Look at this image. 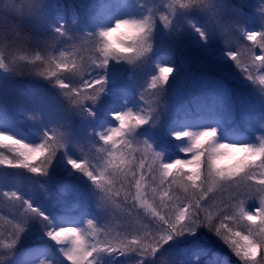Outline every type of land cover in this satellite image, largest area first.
I'll return each instance as SVG.
<instances>
[{"label":"snow or ice","instance_id":"snow-or-ice-1","mask_svg":"<svg viewBox=\"0 0 264 264\" xmlns=\"http://www.w3.org/2000/svg\"><path fill=\"white\" fill-rule=\"evenodd\" d=\"M140 6L145 7L143 4ZM42 7L43 0H30L26 7L0 3V50L23 49L25 45L43 49L46 54H37L34 60L27 57H20V60L37 68L47 65L48 70L38 74L50 82H58L61 95L69 105V112L74 110L80 115L94 118L92 109L107 84L103 73L113 61L135 64L147 56L152 47L149 37L157 22L158 10L148 7L142 19H119L111 27L83 35L71 34L66 25L60 24L53 28L51 38L34 42L32 37L21 31L20 25L26 20H43ZM166 7L169 14L159 16V22L166 28L177 12L198 9L214 22L221 37H226L230 32L243 33L238 20L225 19L224 6L216 0H170ZM257 9H264V2L259 3ZM258 18L264 28V11L259 12ZM195 31L202 40L207 39L200 28H195ZM244 34L260 49V54L248 47L243 63L231 47L225 48L226 55L247 79L254 84L258 79L259 84L264 85V75L254 79L252 74L254 70L264 71V30ZM69 42L79 52L78 56L66 57L64 51H60L59 56L52 54ZM249 59L250 66H247ZM5 60L6 57L0 55V69H13ZM10 62L17 64L14 59ZM173 71L171 67H159V75L151 78L147 90L153 96H159ZM139 98L144 105L140 111L128 109L111 113L116 125L96 134L100 147L96 149L95 164L87 159L83 162L68 160L73 170L92 182L99 194L97 206L108 214L121 189L127 187L121 203L131 218L130 224L138 227L131 231L122 229L113 235L107 227L102 233L94 221L88 220L87 229L49 227L47 237L60 246L68 264H96L97 257L102 255L127 257L130 254L139 257L137 264H168L170 253L162 251L165 245L174 237L206 227L243 264H264V139H260L258 145H237L219 143L215 129L176 133L175 139H187L189 142L186 158L165 163L161 154L147 140L135 136L138 129L149 123L156 110L151 106L145 107L149 104L145 98V88L139 93ZM0 141H10L11 150L16 156L14 160L0 156V165L46 176L57 153L68 143V137L56 128L50 133L45 132L37 144L25 143L5 133H0ZM96 144H92L93 148ZM189 154L190 159L187 158ZM37 160L41 162L35 163ZM225 160L234 162L225 165ZM185 169L190 174H186ZM117 184L120 188H116ZM133 186L134 193L130 190ZM176 189L182 190V194H178ZM214 191L220 193L215 215L209 211L215 203L211 200ZM4 195L9 196V193L5 192ZM11 196L21 199L15 192ZM249 202L256 203L251 212L246 207ZM22 205H26L32 215L25 213L22 224L12 232V243L6 245L10 250L30 218L39 216L42 221L48 220L29 201L23 199ZM140 209L144 211L146 219H142ZM242 222L247 226V234L230 226ZM89 236H92V241H89ZM69 241L71 247L66 246Z\"/></svg>","mask_w":264,"mask_h":264},{"label":"trees","instance_id":"trees-1","mask_svg":"<svg viewBox=\"0 0 264 264\" xmlns=\"http://www.w3.org/2000/svg\"><path fill=\"white\" fill-rule=\"evenodd\" d=\"M101 1L102 0H87L84 4L76 2V9L73 13H70L66 7L62 8L64 18L69 22L72 16H76L77 21L81 23L78 29L80 32L79 34L83 35L89 32L94 33L100 29L99 21L105 16V13L101 9V5H99ZM161 1L162 0H159V2ZM150 2H152V0H123L121 11L126 13L130 12L132 14V19H142L144 15L147 14V8L151 7ZM216 2L224 6L223 11L226 20L236 19L238 20L240 27L246 23L254 24L258 26L259 29L264 30V28L261 27L258 18L261 10L257 9L258 4L264 2V0H216ZM141 4L145 5V7H141ZM64 5H66V3ZM193 10V15H195L203 26L208 25L209 27H212L208 39L201 41L199 47L200 49H203L207 55H210L208 61L213 60L216 58L215 53L219 50L217 44H219L220 41L216 40L221 36L220 32L216 28L214 22L209 19L208 15H205L204 12L198 9ZM10 19L12 18L10 17ZM177 25V29H168L164 37L163 43L165 44L162 49L168 47L169 52L157 53L148 59L147 63L150 66V70L143 72L142 66L144 63L140 62L129 65L126 61H113L109 64L107 70L112 73L120 71L122 77L119 78V74L116 75L117 92L113 95V99L116 97L117 100H120L121 96H119V93L125 92L127 93L124 100L125 105L133 111H140L144 105L139 98V93L145 88V98L149 102L145 107L147 108L154 105L156 111H159L169 104L172 109L173 120L185 117H195L198 115H218L225 122L230 121L229 123H231L238 122L240 120L239 114H241V119L248 124V128H254L255 124L258 122H260L259 124H264V111L261 109L249 108V106L254 104L255 98L260 97L258 88L249 84L245 80L246 75L241 72L240 68L236 67L235 62L228 56L214 62H207V57L203 58L201 61L194 59L189 60V58L184 55L185 48L180 44L182 40H177L178 38H181V36H189V33L186 31L185 25L179 23ZM20 28L23 33L32 37L34 42L51 38L54 35L53 28L49 27L47 24L37 25L29 20L24 21L20 25ZM151 37L152 39H150ZM149 39V43L153 45L159 43L160 38L154 35L152 31ZM171 40H173L176 46L169 44ZM222 41L224 43L227 41V43H225L226 45L224 46L221 45V47H231V49L237 53L238 59H241L242 63L246 58L247 48H256L251 41L246 39L245 35H242L239 32L228 33ZM59 50L52 54L59 56ZM194 50L195 49L193 48V51ZM37 54L44 55L46 53L43 49H37L30 45H25L23 49L0 50V55L6 57L5 62L9 64L10 67H13V69L8 71L0 69V100L3 102V107L8 108L9 106H13L19 111L16 114L15 119H12L11 121L7 119V121L10 122V125H12L13 128H16L20 132L25 131L28 135H32L34 128L31 126V116L43 113L63 122L65 126H67V130L76 133L79 126L77 113L74 110L69 112V105L61 95L58 82H50L49 79L38 74L41 71H47V65L37 68L34 64H24V62L20 60V57H27L28 60H34ZM13 59L17 61L16 65L11 64L10 61ZM162 62H166V65L162 64ZM163 66L171 67L174 71L168 80V83L160 90L159 96H153L151 91L147 90V72H153V76L159 75V67ZM136 69L140 70L141 73L134 72ZM195 74L202 78H206V75L210 77H219L226 87L228 93L227 98L229 97V100H226L222 93L206 95L203 94V91L200 92L201 96L194 95L188 97L186 95H179L176 90L178 89L181 91L186 89V83L190 85L191 92L196 91L199 88L196 80H194ZM128 75H131V77L128 78ZM121 79H124L125 83L131 84V87H125L123 83L120 82ZM193 82L195 85H193ZM239 105H245V110L241 111ZM112 106L113 102L109 99L104 105L103 110L100 112L101 118L98 119L97 125L92 132L95 136V141H98L96 134L102 132L103 119L110 116ZM155 121L156 117L153 116L149 123L143 127H155ZM237 124L240 123L238 122ZM261 129L264 131V125ZM161 135H163L165 144L167 146L169 145V148L172 149V151L177 152L176 149L181 140L175 139V136H166L165 133H163V130ZM0 145H2L0 148L4 149L7 153V155L3 156L4 158L16 159L14 151L11 150L12 146L10 141H2ZM69 159H71V157L65 150L59 151L54 158L52 165L49 167L46 176L30 173L26 169L10 168L6 165H0L1 181H4L5 179H16L21 186L23 185L25 187L24 195H20L21 205L22 200L25 199L29 201L33 207L39 209L41 213L48 217V223L45 228L46 231L49 227L59 229L63 226V221L59 219L56 220L49 216L46 208L56 213L57 216L61 213L71 216L77 224L81 225L80 219L84 215L83 207L78 211L65 213V207L61 205V202H63L62 200L72 199L79 200V202L82 203V196L91 193L93 189L95 190L91 181L87 180L82 173L71 168L68 164ZM40 162V160H37L35 163L39 164ZM233 162L234 161L232 160H225L223 163L227 165ZM184 171L186 174H190L187 172V169ZM207 186L208 185H206V187ZM124 190L127 191L128 188L126 187ZM176 191L178 194H182V190L176 189ZM123 196L124 195L122 194L115 199L122 201ZM219 196V191H214V193L211 194V200L215 201V203L209 211H212L214 215L216 214V209L219 205ZM25 209H27L26 205ZM96 215L97 218L95 223L99 224L102 222V216L98 214ZM37 217L41 220L39 216ZM5 222V214L0 213V225ZM126 224L128 227L132 226L130 221ZM217 224H219V221H217ZM230 226L234 230L247 234V226L243 222L239 225ZM196 236L197 237L194 238V235L191 234L182 239L180 236L174 237L173 243L166 247L171 248L172 245L178 243H181L183 246H191L195 244L194 241H196V244H198L199 247L204 249L211 248L213 251H216L219 256L227 257L228 264H243V262L235 256L232 250L208 228L199 227ZM43 238H45V242L49 243L55 252V255L59 256L61 249L60 246L50 240L46 234L43 235ZM25 245L26 244L23 246ZM166 247H164V249ZM15 251L16 250L11 252L0 251V262L8 263Z\"/></svg>","mask_w":264,"mask_h":264},{"label":"rangeland","instance_id":"rangeland-1","mask_svg":"<svg viewBox=\"0 0 264 264\" xmlns=\"http://www.w3.org/2000/svg\"><path fill=\"white\" fill-rule=\"evenodd\" d=\"M87 0H43V7L41 9V14L43 16V20L41 21H33L29 20L34 24L37 25H48L51 28L59 27L60 24L66 25L70 29L71 34L81 35L79 34V26L80 22L77 21L76 16H73L72 19L67 22L63 15V9L67 8L70 13H73L76 9L75 5L77 3L84 4ZM30 0H0V3L8 4L11 6H23L26 7ZM123 0H102L99 5H101L102 11L105 13V17L99 21L100 28H107L111 27L116 20L119 19H132V14L122 13L121 11V4ZM170 2V0H152L150 2L151 7L156 8L157 15L156 20L157 22L153 28V34L158 36L159 43L153 44L151 47V51L147 54L145 58H142L140 63H144L142 66V71L150 70V66L147 63L148 59L154 56L157 53H168L169 48H163L164 37L168 29L178 28V23L181 25H185L187 33L189 36L184 35L177 40H182L180 44L185 48L184 55L189 58V60L194 59L197 61H201L203 58L207 57V62L217 61V59H222L226 57V49L221 47V44L224 43L222 40L224 37L219 36L216 41H220L221 43L217 44L218 49L215 53L216 59L209 60L208 58L210 55H207L203 49H200L199 43L203 41L199 33L195 31V28H200L206 34L208 39L210 35V31L212 27L208 25L203 26L199 20L195 18L194 10H184L177 12L172 17V23L166 28L162 23L159 22L160 15H168V9L166 4ZM186 2V0H185ZM66 3V5H64ZM264 11V9H260ZM205 14V13H204ZM258 14V13H257ZM207 15V14H205ZM243 33L239 32L240 34H244L247 32H255L259 29L258 26L254 24H244L242 27ZM245 35V34H244ZM246 36V35H245ZM152 39V37L150 38ZM149 39V40H150ZM259 40V37H257ZM176 41V40H175ZM227 43V41H225ZM224 43V45H226ZM169 44L176 46V44L171 40ZM192 46V47H191ZM226 47V46H225ZM193 48L195 49L193 51ZM256 54H260V49L256 47L253 49ZM65 52V56L72 58L79 55V52L72 47V43H66L61 46L59 50ZM214 56V55H213ZM162 64L166 65V62H162ZM132 65V64H129ZM250 66V59L249 65ZM109 67V66H108ZM134 72L141 73L140 70L136 69ZM105 75L107 84L104 93L101 95L100 100L98 101L97 105L92 109L95 112V117H88L87 115H80L77 113V118L79 119V126L78 131L74 133L73 131L67 130V126L63 122H60L56 118L50 117L47 114L39 113L38 115L31 116V126L34 128L32 135H28L25 132H20L16 128H13L10 125V121L16 118V114L19 112L13 106L3 107V102L0 100V133H5L11 135L21 141L28 142L30 144H37L40 143L45 132H51L52 129H60L62 132L67 134L68 143L66 144L65 150L67 154L73 159L83 162L85 159L91 161L92 163H96V156L97 151L100 147L98 141L94 140V134L92 133L97 125L98 119L101 118L100 112L103 110L104 105L107 101L112 100V112L115 113L118 111L128 110L131 109L127 107L124 103L127 93L122 92L119 93L120 100H117L115 97L110 94H116L117 87H116V75L119 74V78H122L120 75V71L110 72L106 71L103 73ZM146 81L149 84L151 78L153 77V72H147ZM253 77L256 79L260 75H264V71L261 70H254ZM131 75H128L130 78ZM194 80H196L197 86L199 87L196 91H190V85L186 83V89L179 91L178 89L176 92L179 95H186L188 97L194 95H200V92L203 91V94L206 95H213L215 93H222L225 96L226 100L228 93L226 90L225 85L222 83V80L215 76L210 77L206 75V78H202L199 75L194 76ZM245 80L258 88L259 96L255 98V102L252 106H249L251 109H261L264 111V85H260L258 79H256V83L254 84L251 80L247 79L245 76ZM124 79H121V83L127 88L131 87V84H127L124 82ZM193 85L195 83L193 82ZM125 93V94H123ZM201 96V95H200ZM207 98V97H206ZM9 104V103H8ZM11 105V104H10ZM155 108L154 105L151 106ZM245 105H239L241 111L245 110ZM156 109V108H155ZM238 122H231L224 121L218 115H212L211 117L206 116H196V117H185L178 120L172 119V109L168 104L162 110L156 111L153 115L156 117L155 127L146 128L141 127L135 133L136 138L147 140L154 148L155 151L159 152L162 156L163 162L171 163L176 159H184L186 149L189 146V142L187 139L181 140L177 147V152L172 151L165 144V140H163V135H161L162 130L166 136H175L176 133L182 132H198L207 129H215L217 132V141L219 143H227V144H247V145H258L260 139H264V134L261 130L264 124H255L254 128H248V124L241 119ZM116 125V121L112 119L111 115L108 118L103 119V127L102 132L110 127ZM88 128V130H87ZM165 131V132H164ZM2 141H0L1 143ZM93 143H97L95 148H93ZM102 143V142H101ZM7 153L4 149L0 148V156H5ZM187 158H191L189 154ZM101 161V166H102ZM99 171V168H97ZM84 177L89 180L85 175ZM18 180H9L5 179L4 181L0 180V213L5 214L6 222L0 225V251L4 252H11L14 251L11 259L8 263L0 262V264H41L43 261L44 264H68L66 261L62 251L60 252V257H56L52 249L50 248L49 244L45 242V238L43 235L46 234V225L47 221H42L38 219L37 216L30 218L24 224V231L20 234L19 239L16 241V244L13 249H8L6 245L12 243L11 234L14 229L20 226L24 220V214L32 215L29 210L25 209V205H21L20 200L15 199L11 196V193L15 192L18 196L24 195L25 187L21 186L20 183L17 182ZM90 181V180H89ZM116 188H120V185L117 184ZM94 190V189H93ZM92 190L91 193L83 195L82 204L86 205L85 209V216L81 218V226L76 225L72 220H64V214L57 216L56 213L48 210L46 208L47 214L56 220L62 218L64 226L67 223H74L79 228L87 229V221L92 220L95 222L96 214L102 216V222L97 224V228L103 233L105 227L111 230L112 234L115 235L117 231H121L122 229H127L131 231L132 228L138 227L137 225L132 224V226L128 227L126 223H128L131 218L127 216V210L124 205L121 203V200H116L111 206V212L108 214L106 210L101 209L97 206L98 204V192L95 189ZM133 193L135 191L134 186L130 189ZM8 192L9 196H5L4 193ZM125 190L121 189L120 195H124ZM96 195V196H95ZM131 202H129V205ZM62 205L69 211L77 209L76 202H65ZM249 212L253 211L256 207L255 202H249L246 206ZM124 209V210H122ZM141 213L142 219H146L144 217V211L142 209L139 210ZM63 226V227H64ZM199 230L197 228L195 232H186L185 234L181 235V239L184 237H188V235H194V238L197 237L196 233ZM127 234V232H125ZM100 238V237H97ZM89 241H92V236L88 237ZM171 240L167 245L173 243ZM195 244L189 245H182L181 243L172 245L171 248H167L165 245V249L162 251L164 253H170L168 257V264H228V259L225 256H219L216 251H213L211 248L204 249L199 247L197 242L194 241ZM26 244L25 246H23ZM139 257L135 256L134 254H130L127 257L124 256H108L102 255L97 257L96 264H137Z\"/></svg>","mask_w":264,"mask_h":264},{"label":"bare ground","instance_id":"bare-ground-1","mask_svg":"<svg viewBox=\"0 0 264 264\" xmlns=\"http://www.w3.org/2000/svg\"><path fill=\"white\" fill-rule=\"evenodd\" d=\"M64 227H75V225L69 222ZM66 246L71 247V242L69 241V243Z\"/></svg>","mask_w":264,"mask_h":264}]
</instances>
